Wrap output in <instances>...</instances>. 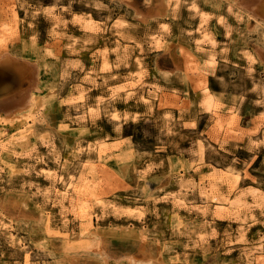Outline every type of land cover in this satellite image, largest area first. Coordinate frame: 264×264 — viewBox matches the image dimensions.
Listing matches in <instances>:
<instances>
[{"label":"rangeland","instance_id":"rangeland-1","mask_svg":"<svg viewBox=\"0 0 264 264\" xmlns=\"http://www.w3.org/2000/svg\"><path fill=\"white\" fill-rule=\"evenodd\" d=\"M3 24L0 264H264V0H0ZM123 77L167 103L99 87Z\"/></svg>","mask_w":264,"mask_h":264},{"label":"bare ground","instance_id":"bare-ground-1","mask_svg":"<svg viewBox=\"0 0 264 264\" xmlns=\"http://www.w3.org/2000/svg\"><path fill=\"white\" fill-rule=\"evenodd\" d=\"M260 11H261V8H260ZM13 18H15L14 17V15H13ZM10 25H8V24H3V25H1V32H0V41H1V38L5 35V30L9 27ZM11 27V26H10ZM8 30V29H7ZM74 40V39H73ZM75 41V40H74ZM204 40H197V48H201L199 45H200V43H202ZM210 41V44L211 45H215V42H214V40H209ZM69 43V42H68ZM208 58H207V60L206 61H208V63H213L214 62V58H215V56H214V54L213 53H209V55L207 56ZM109 68L105 65V62L102 64V67H100V70L101 71H107ZM90 70H91V68H90ZM110 71V70H109ZM88 72V71H87ZM111 72V71H110ZM116 73V72H115ZM135 74V73H134ZM112 75V74H111ZM110 76V75H109ZM122 76V75H121ZM101 77V76H100ZM112 77V76H111ZM141 77V76H140ZM101 79L103 80V81H105V77L103 78V77H101ZM112 80V79H111ZM132 81V80H131ZM130 81V79L129 78H127V77H123V78H115L114 79V82L113 83H107L106 84V82H101L100 83V85H99V87L100 88H107V87H109V88H107V89H109L110 90V97L111 98H117L120 94L119 93H121V92H126V93H130V92H135V93H137V96H138V100H139V102H141V104H145V106H147V108H149V109H152L153 107H156L157 109L158 108H160L161 107V105H165L167 102H166V100H164V97H163V95H154V94H150V93H145L144 91H143V88H142V85H140V86H138V84L140 83H137L139 80H137L136 82H131ZM200 82V81H199ZM95 81L94 82H92L91 83V86L90 87H86V86H83L82 84H79V87H77L76 88V91H75V95H76V97H74L76 100H78V101H80L81 103H85V99H86V97H85V94L87 93V92H89V90L90 89H93L94 87H95ZM86 84V83H85ZM87 84H88V82H87ZM106 84V85H105ZM81 87V88H80ZM201 88H202V90H201V92H204V96H203V100H202V102H201V105L203 106V109H205V110H207V111H211V108H212V106L214 105V100H213V98L211 97V95H209V94H207V92H206V88H205V86L204 85H201L200 86ZM11 93L8 91V90H5V91H3V94H1V96H0V103L2 104L3 102H5V101H8V99L11 97ZM94 96V95H93ZM133 97V96H132ZM96 98V97H95ZM11 99V98H10ZM37 99V97L36 96H33L32 94H29L28 95V99L21 105V106H18L17 108H14V110L15 109H17V110H26V108L27 107H29V106H31V105H33L34 103H35V101H37L36 100ZM101 100H102V98L99 96V98L97 99V100H93L90 104L88 103V104H86V107H85V112L87 113V114H89L90 116H91V114L93 113V114H97L98 112V106H100L99 105V103L101 102ZM105 100H106V98H105ZM9 101H11V100H9ZM103 101H104V99H103ZM109 101V100H108ZM107 101V102H108ZM40 104V103H39ZM33 107L35 108V107H37V105L35 104V105H33ZM113 109V108H112ZM13 109H10L8 112V114H11V113H14V112H12V111H14ZM230 112V111H229ZM33 113V111L31 112V114ZM39 113V112H38ZM116 113V112H115ZM33 116V115H32ZM27 119L29 118V117H26ZM90 119V118H89ZM3 121V120H2ZM28 121L29 120H26V121H24L25 122V124H27L28 123ZM223 121L218 117L217 118V123H218V125L220 126V124L222 123ZM19 129V131H21L20 132V136H23L24 135V130H22V128H16L15 130H18ZM5 132H3V134H4ZM12 135H14V134H12ZM1 138V137H0ZM95 138V137H94ZM17 139H19V138H16L15 139V142L16 141H18ZM104 138H100L99 140H98V143H97V145L100 147L99 148V152L101 153V152H104L105 151V149H102V147H101V145H103L104 144ZM113 142V141H112ZM5 145V144H4ZM3 147V145L1 144L0 145V150H1V148ZM111 148V147H110ZM3 149V148H2ZM57 158V157H56ZM65 161V160H64ZM57 162V161H56ZM59 164V163H58ZM47 172V171H46ZM50 173V172H49ZM61 177V176H60ZM48 178V177H47ZM54 178V177H53ZM236 178V177H235ZM46 179V178H45ZM49 180H50V178H49ZM62 180V179H61ZM61 180L59 181V182H61ZM238 181V179L236 178L235 179V181ZM61 183H63V182H61ZM69 183H70V181H69ZM69 185H71V184H69ZM69 187V186H68ZM68 187H66V188H68ZM69 189V188H68ZM67 189V190H68ZM67 190L64 192V193H67ZM73 190V189H72ZM211 189L210 188H208L207 190H204V192H202V195H203V197L207 200V201H209V202H211V203H215L216 205V209L217 210H219V211H222V212H231V211H234L233 212V214H235V215H241V214H239L240 212H239V210H241L242 208H244L245 207V201H244V199H243V197L242 196H240L239 194L238 195H236V197H234L233 199H231L230 201H229V199H221V198H219V197H216V196H212V197H209L208 196V194L210 195V193H209V191H210ZM74 191V190H73ZM78 191V190H77ZM76 191V192H77ZM254 191H256V189H253V192ZM252 192V193H253ZM82 193V192H81ZM211 193H212V191H211ZM264 193V192H263ZM71 194H72V191H71ZM214 194V192L211 194V195H213ZM58 195V194H57ZM60 195V194H59ZM65 200V199H64ZM79 206V205H78ZM87 206H86V204H82V205H80V207H79V211L80 212H82V214H84V208H86ZM142 207V206H141ZM197 208V207H196ZM137 211V210H136ZM170 211V210H169ZM130 214H131V212H130ZM168 214V213H167ZM133 215V214H132ZM89 216V215H88ZM84 216L83 215H81V218H83ZM86 218H87V216H86ZM141 218V217H140ZM88 221H90L91 220V218H89L88 217ZM203 219V218H202ZM1 221V220H0ZM141 221V220H140ZM235 221L237 222V225H238V227H237V230L238 231H240L241 232V230H242V228L243 227H245L244 226V220L243 219H241L240 217H235ZM4 223V222H3ZM128 224V223H127ZM86 225V227L88 228V226L90 227V222H88V224H85ZM84 225V226H85ZM132 225V224H131ZM4 226H5V224H4ZM99 226V225H98ZM86 227L84 228H82L83 230L82 231H84L85 233H84V235L85 236H87V237H90V238H95V240H93V241H97L98 240V237H97V235H95V234H89L88 233V231H87V229H86ZM91 228V227H90ZM86 229V230H85ZM9 236V235H8ZM262 239H264V236L263 237H261ZM97 239V240H96ZM262 241H264V240H262ZM260 244V243H259ZM259 248H261V249H264L263 248V246H259ZM104 257V256H103ZM107 258V257H106Z\"/></svg>","mask_w":264,"mask_h":264}]
</instances>
